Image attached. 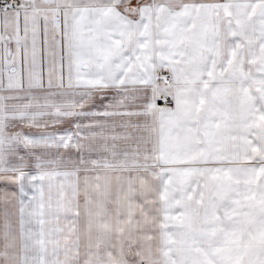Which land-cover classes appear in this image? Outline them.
I'll use <instances>...</instances> for the list:
<instances>
[{
  "label": "snow or ice",
  "instance_id": "1",
  "mask_svg": "<svg viewBox=\"0 0 264 264\" xmlns=\"http://www.w3.org/2000/svg\"><path fill=\"white\" fill-rule=\"evenodd\" d=\"M0 264H264V0H0Z\"/></svg>",
  "mask_w": 264,
  "mask_h": 264
}]
</instances>
